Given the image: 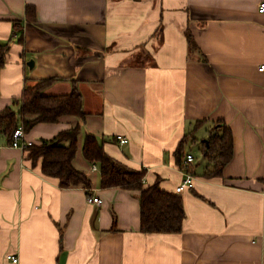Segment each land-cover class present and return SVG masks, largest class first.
I'll return each instance as SVG.
<instances>
[{
	"label": "crops",
	"instance_id": "0c3cea01",
	"mask_svg": "<svg viewBox=\"0 0 264 264\" xmlns=\"http://www.w3.org/2000/svg\"><path fill=\"white\" fill-rule=\"evenodd\" d=\"M263 1L0 0V44L10 45L0 112L42 80L55 79L49 96L76 87L85 120L38 124L25 140L39 145L80 123L74 165L93 182L90 194L62 189L1 138L0 264L9 255L19 264H264ZM218 122L232 133L233 154L223 176L208 179L202 148ZM87 135L144 170L146 188L171 193L194 156L181 233L141 232L139 194L101 188L82 154Z\"/></svg>",
	"mask_w": 264,
	"mask_h": 264
},
{
	"label": "trees",
	"instance_id": "16d2710c",
	"mask_svg": "<svg viewBox=\"0 0 264 264\" xmlns=\"http://www.w3.org/2000/svg\"><path fill=\"white\" fill-rule=\"evenodd\" d=\"M28 21L36 23V10L28 7ZM19 26L15 24V27ZM21 34L23 29H16ZM192 49L195 45L189 37ZM10 50L9 44H0V74L6 63ZM55 79L42 80L28 85L21 97L13 102V106L0 112V139L6 138L13 144V136L18 129L29 133L38 124H56L65 119L85 120L83 98L74 87L67 95L49 96L45 94ZM82 127L79 124L59 133L54 139L31 144L24 151L33 166L41 163L43 175L57 179L62 189L84 188L90 194L93 182L84 172L75 168V160L79 149ZM184 142L181 145H184ZM82 154L84 160L100 171L102 189H123L139 194L141 208V232L144 234H179L183 231L185 209L181 193L163 191L157 183L145 187L146 172L135 171L110 157L104 146L93 135L84 139ZM202 154L208 162L209 169L204 177L208 179L223 176L224 168L232 159L233 137L224 123L218 122L210 132L207 143L203 144ZM181 168L192 175L190 167ZM193 176V175H192Z\"/></svg>",
	"mask_w": 264,
	"mask_h": 264
},
{
	"label": "built area",
	"instance_id": "2783aa9c",
	"mask_svg": "<svg viewBox=\"0 0 264 264\" xmlns=\"http://www.w3.org/2000/svg\"><path fill=\"white\" fill-rule=\"evenodd\" d=\"M258 10H259L260 14H264V1L262 3H260ZM259 71L260 72L264 71V65L260 67ZM13 139H14V141H13L12 147H14V148H19V149L25 150L29 145H31V143H29L25 140V134L21 128L15 132ZM118 140L120 141L121 144L127 143V140L123 137H118ZM194 161H195L194 156L188 155L186 157V160L184 163L185 169H188L194 163ZM97 169L98 168L96 166L92 167L93 171H97ZM193 180H194V177L191 174L186 172L185 173V179H184L183 183L177 188L176 192L182 193L187 188H191L193 186ZM88 202H89V204L96 205V206H101L103 204V200L101 198L92 197V196L89 197ZM7 260L11 264H19L20 263L19 258L14 256V255H9L7 257Z\"/></svg>",
	"mask_w": 264,
	"mask_h": 264
},
{
	"label": "water",
	"instance_id": "95a60500",
	"mask_svg": "<svg viewBox=\"0 0 264 264\" xmlns=\"http://www.w3.org/2000/svg\"><path fill=\"white\" fill-rule=\"evenodd\" d=\"M28 66L30 67V69H32L33 66H34V62H33V61H30V62L28 63Z\"/></svg>",
	"mask_w": 264,
	"mask_h": 264
},
{
	"label": "rangeland",
	"instance_id": "374dc122",
	"mask_svg": "<svg viewBox=\"0 0 264 264\" xmlns=\"http://www.w3.org/2000/svg\"><path fill=\"white\" fill-rule=\"evenodd\" d=\"M194 152L198 155L199 158H201L202 155L199 150H195Z\"/></svg>",
	"mask_w": 264,
	"mask_h": 264
}]
</instances>
